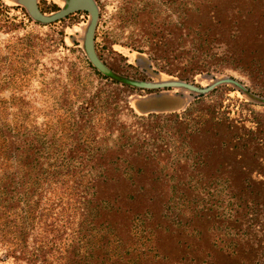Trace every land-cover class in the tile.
<instances>
[{
	"label": "trees",
	"instance_id": "obj_1",
	"mask_svg": "<svg viewBox=\"0 0 264 264\" xmlns=\"http://www.w3.org/2000/svg\"><path fill=\"white\" fill-rule=\"evenodd\" d=\"M138 1L130 0L126 9L135 25L132 45L143 44L154 62L172 66L169 76L186 81L238 71L264 96V0H163L177 19L173 26L165 19L157 27L153 7ZM8 66L0 93L22 87V70ZM82 98L80 129L69 147L63 129L52 144L48 130H29V115L10 112L21 100L0 98V264H264V230L260 239L246 232L235 234L233 242L210 241L199 225L207 210L162 221L155 209L158 197L149 193L157 182L145 180L147 162L133 143L140 132L119 121L128 102L117 90L106 95L102 88ZM92 115L99 116L102 141L114 136L111 147L89 145L83 129ZM189 120L224 144L217 132L227 121L213 125L215 118L208 115ZM238 124L244 127L246 121ZM232 129L223 135L225 147L196 142V154L207 162L214 153L222 161L221 154L232 152L249 184L264 185V132L254 124L249 139ZM141 135H147L144 127ZM260 199L256 205L264 206V191Z\"/></svg>",
	"mask_w": 264,
	"mask_h": 264
},
{
	"label": "rangeland",
	"instance_id": "obj_2",
	"mask_svg": "<svg viewBox=\"0 0 264 264\" xmlns=\"http://www.w3.org/2000/svg\"><path fill=\"white\" fill-rule=\"evenodd\" d=\"M93 1L99 12L95 50L112 73L138 82L178 80L166 73L172 66L150 58L146 46L140 44V48L135 49L132 45L135 25L127 20L129 15L126 13L130 0ZM65 3L66 0H37L40 12L46 16L59 12ZM144 3L153 7L156 27L165 19L167 25L175 24L177 18L172 6L163 0H140L136 5ZM27 13L20 0H0V25L5 24L0 27V83L7 85L8 65L21 69L24 75L23 81L18 83L21 88L4 87L0 93V98L9 99L13 95L21 100L11 113L29 115V130H48L52 144L54 133L63 129L67 135L64 144L69 147L75 145V141L70 140L72 133L80 129L76 122L82 115L79 113L82 97L89 98L100 88L106 95L117 90L129 104L128 110L121 112L119 121L125 126L134 125L132 129L140 132L133 143L145 158L144 163L147 162L143 176L147 181L157 182L156 188L149 189V193L158 197L155 209L162 216L161 220L171 222V216H181L184 211L199 213L207 210L208 218L202 219L199 225L208 230L210 241L233 242L235 234L246 232L251 237L261 238L264 206L256 204L261 203L258 196L264 191V185L249 184L251 180L239 172L242 167L234 162L232 152L221 154L222 161H218V153L216 157L214 153L207 162L195 152L197 143H205L206 147L211 144L225 147L223 135L229 128L233 130L232 126L242 137L246 135L249 139L254 124L264 132V103L259 100L264 96L259 94L258 86H252L244 74L232 70L215 76L199 75L184 82L205 88L217 79L232 77L245 87L246 92L230 84L198 93L183 87L146 89L116 81L104 73L99 74L87 57L84 41L91 22L90 14L76 12L43 25L30 19ZM122 17L126 20L122 21ZM113 81L118 83L111 84ZM205 115L215 118L213 125L218 119L227 121L228 127L217 132L219 141L224 144L210 135L211 130L201 133L196 120H189ZM98 119V115H92L83 133L89 134L90 146L111 147L114 136H106L102 141L101 130L96 125ZM230 120L234 123L229 124ZM244 120V127L238 124ZM143 127L147 131L145 136L141 135ZM133 175H136L134 171ZM256 197L257 200H252ZM246 200L253 203L246 207ZM187 218L189 215L185 214L184 219Z\"/></svg>",
	"mask_w": 264,
	"mask_h": 264
},
{
	"label": "water",
	"instance_id": "obj_3",
	"mask_svg": "<svg viewBox=\"0 0 264 264\" xmlns=\"http://www.w3.org/2000/svg\"><path fill=\"white\" fill-rule=\"evenodd\" d=\"M20 3L28 10L30 16L44 24L56 22L60 19H63L70 14L76 13V12H86L90 14L91 16V22L87 29L85 41H84V47L87 54V57L91 64L101 73H104L105 75L110 76L112 79L116 81H120L123 83H127L136 87L140 88H146V89H160V88H175V87H183L187 88L191 91H195L198 93H207L212 91L214 88L220 85L224 84H230L233 85L235 88L246 92L245 87L236 79L232 77H223L220 79H217L212 85L205 87V88H199L195 85L186 83L184 81H167V82H138V81H132L123 79L114 73H112L108 67L100 60L98 57L96 50H95V30L97 27L99 12L98 8L93 0H66L65 7L61 9L59 12L54 13L50 16L43 15L38 7L37 0H20ZM264 103V99H259Z\"/></svg>",
	"mask_w": 264,
	"mask_h": 264
}]
</instances>
